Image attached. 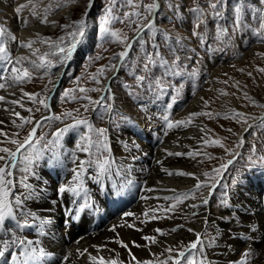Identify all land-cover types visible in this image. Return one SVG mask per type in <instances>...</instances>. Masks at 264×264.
<instances>
[{
  "label": "rangeland",
  "instance_id": "1",
  "mask_svg": "<svg viewBox=\"0 0 264 264\" xmlns=\"http://www.w3.org/2000/svg\"><path fill=\"white\" fill-rule=\"evenodd\" d=\"M158 2L160 7L154 12L155 16L152 19L154 26L139 33L137 26L147 23L150 18L144 6L153 3V0H133L132 4H129L128 0H93L91 7H89V0H75L74 3H65V0H31V3L29 0H18L14 5L15 8L20 4H29L28 8L19 13L22 14L20 19L5 15L7 12L11 13L9 9L0 8V27L8 30V36L0 42L7 47L8 57L12 61L21 56L36 60L40 55L47 53V58L52 61L51 67L38 70H33L29 61L16 65V67H28L32 72V79L22 84L17 83L20 85L16 92L14 91V100L20 103L12 104L10 112L0 116L1 120L15 117L14 126L3 127L0 130L7 134L0 139V147H8L14 151L16 145L10 143V139L22 142L29 130L36 126L37 118L44 113L47 114L43 117L53 115L61 117L54 120L38 119L40 125L36 126V133L30 142L32 146L25 145L21 149L17 154L16 164L19 163L17 168L10 169L13 174L15 170L23 173L26 171L23 166L29 168L31 164L45 157L43 153L48 147L53 146L49 142L57 141V137L52 134L57 129H63L65 125L72 124L73 117L87 119L88 123L70 129L59 138L58 142L73 143L74 152L78 150V143H87L81 141L82 136L87 135L93 141L97 140L96 132L90 131V127L106 129V143L109 145L108 133L121 129L127 130L126 121H130L131 111L140 118L156 116L155 118L163 120L167 126L169 121H185V124L173 127L176 129L173 132L176 139L173 146L180 149L183 147L181 140L190 145L194 140L196 144L189 146L186 152L188 155L191 153L189 156L194 159L199 174L197 178L201 181L209 180L203 173H211L210 183H214L215 187L213 189L209 187L213 195L210 201L208 200L210 205L207 204V210L212 214L210 218L208 212L207 223L204 221L199 232L204 233L205 236H215L214 229L229 232L231 229L229 225L232 227L240 222L238 220L240 208L236 202L238 198L235 197L238 186L246 182H257L262 192L261 198L264 200V119H261L264 117V110L261 112L264 108L261 107L264 105V71H260L264 69V29L260 28V22L264 20V0H223V3L215 10L209 5L217 3L218 0H158ZM177 4L181 6L179 15L174 7L169 6ZM33 5H35L34 8ZM197 5L203 9L199 17L203 23H200L199 27H194L197 17L190 9ZM106 7H111V15L115 17L107 22V33L103 31L100 22ZM67 8L66 14L56 16L57 20L54 23L41 22ZM215 12H219L220 15H215ZM125 13L129 15L125 16ZM83 16L87 18L85 36L78 37L75 41L76 47L71 57L66 59L68 65L59 79L58 72L66 60L61 59L57 48H67L73 43L69 33L76 31L75 22L81 21ZM235 17H239L238 24L234 22ZM17 24L30 27L36 25L37 29L34 32L39 35L28 39L33 41L32 50H38L35 54L36 59L26 49L15 52L24 48L21 46L23 40H17L19 38ZM41 27H43L42 31L39 30ZM222 28L227 29L226 35H219V29ZM193 31L200 33V36L192 35ZM111 32L127 36L128 42H132L133 46L124 60H120L115 54L121 52L125 44L112 37ZM134 37L139 39L134 40ZM43 40L48 42L44 43ZM78 40L80 46L77 45ZM155 46H158V49ZM157 50L159 55L151 57L146 55ZM97 56L99 59H94ZM177 57L179 61H176ZM164 61H167V65ZM174 61L176 63H173ZM145 64H148V68H145ZM4 65L11 66L3 55H0L1 74L6 70ZM113 65L116 67L113 68ZM101 68H103V74L99 71ZM3 74L7 75V72L4 71ZM139 77L145 79L141 81ZM212 79L217 86L215 92L210 90ZM58 80L59 84L51 100V107L45 108L35 102L36 99L46 97L48 104L52 86ZM81 88L102 90L82 93L79 90ZM203 88L208 91L202 99V104L196 109H188L193 96ZM65 89L72 91L69 98L62 99ZM25 92L37 93L39 96L29 99L24 96ZM72 96L77 99H72ZM85 97H89L91 101H101V103L92 104ZM20 104L24 106L21 107ZM85 105H88L87 111L84 109ZM233 110L245 113L244 119L247 123H244L240 117H234ZM15 112L32 118L33 124L23 123L14 115ZM68 112H71L72 116L64 115ZM191 113H211L212 115L211 117L209 115L190 117ZM217 113L219 115H216ZM197 119L202 120L200 125H203V128L193 126ZM22 123L23 127H17ZM167 126L164 128L165 131ZM138 127H140L139 124ZM242 129L241 136L244 138L241 141L239 134ZM181 133L182 138L178 137ZM204 140H208L209 143L205 144ZM213 140H219L223 147L211 143ZM85 154L87 160L93 161L109 160L110 157L108 151L95 144ZM229 160H232V163L217 177L212 170L219 168L221 164H227ZM93 165L96 167L95 164ZM49 172H52V169H49ZM12 177L13 175L10 176V180ZM196 183L195 179L191 187L171 196L167 203L170 202L176 207L167 212L163 210L165 208H162L160 210L162 216L167 217L173 211L181 212L185 223L196 224L197 219H200L198 214L192 215V212L196 210H188L185 207L186 202H194L206 192L207 185L195 189ZM185 195L188 200L184 198ZM177 197L183 200V203L177 204ZM215 219L227 226L221 225L219 228ZM67 220L69 219H63L64 223L70 224ZM157 235L160 234L157 233ZM195 239L196 237L192 241ZM185 244L182 247L186 246ZM206 248L210 247L204 248L205 256ZM191 256L197 261L201 259V253L196 249L191 250ZM206 260L207 264H210L207 256Z\"/></svg>",
  "mask_w": 264,
  "mask_h": 264
},
{
  "label": "bare ground",
  "instance_id": "2",
  "mask_svg": "<svg viewBox=\"0 0 264 264\" xmlns=\"http://www.w3.org/2000/svg\"><path fill=\"white\" fill-rule=\"evenodd\" d=\"M17 2L18 0H0V8L3 10L9 9L11 13L7 12L5 15L20 19L22 14H17L14 11V5ZM67 11L68 8L67 10H60L56 15L48 17L47 21L53 23L57 20V17L66 14ZM82 20L87 25L85 16L82 17ZM16 28H18V41L23 40L26 43L28 39L39 35L34 32L37 29L36 25L30 27L29 25L19 26L17 24ZM42 28L39 30L42 31ZM77 45L80 46L79 40ZM24 49L29 51L36 59L32 49L21 48V50L15 52H21ZM14 63L15 59L13 60ZM11 66L4 65V68H6L4 71L7 72V75L3 74L4 71L2 74L0 73V79H2L0 83L5 84L4 88H0V96L5 97L3 101H0V116H5L10 112L13 106L12 101L15 99L14 91L20 85L11 79L14 75L11 74ZM61 72L62 68L58 74ZM210 83V90L215 92L217 86L214 80H210ZM207 91L203 88L196 93L193 96L192 103H189L188 109L198 108L202 104L201 98L206 96ZM263 110L264 108L261 112ZM129 115L131 119L126 121L127 130L121 129L108 133L107 142H109L110 150L108 153L111 168L103 175H98L97 168L94 165L86 167L81 176L83 188L79 189L78 196L72 193H66L59 198L57 196L59 186H71L74 175L72 169L77 167V161L80 159L87 160L86 152L73 151V143L58 142L47 148L43 153L45 157L41 161L34 162L29 168L23 166L26 169L25 172L20 173L15 170L11 179L13 185L9 196L13 201L15 219L8 218L5 224H0V240H11L13 237L18 239L5 257L0 258V262L5 264L11 257L12 252L17 253L19 258H16V260H18L21 258L19 251L24 250L36 254L48 264H93L88 259L89 253L105 259H115L122 262V264H137V261L143 262L145 260H151L154 264H159L162 260L167 261L165 258L169 254H176L175 251L172 253L166 252L167 247L174 246L180 249L183 244L186 243L185 245H187L196 237L194 233L188 232L187 228H192L195 232L200 231L201 225H203L209 212L207 205H203L201 201L204 198L208 200L212 198L214 187L209 190L207 185L204 195L194 202H186L185 207L188 210H196L195 213L200 217V219H197L196 224L185 223L181 212L173 211L167 217L162 216L160 212L162 208L172 205L170 202L167 203L171 196L191 187L196 179L192 176L168 175L169 171L173 173L177 171L194 173L195 177H198L199 174L194 159L186 152L189 150V146L195 145L196 142L192 140L190 145L181 140L183 147L179 149L177 146H173V143L176 142L175 133H173L175 128H169L163 120L155 118L156 116H141L140 118L133 111ZM14 119L15 117L2 119L4 121L0 123V130L3 127L14 126ZM2 120L0 119V121ZM138 124L140 127H138ZM200 124H202V120L197 119L193 126L203 128V125ZM165 126H167L166 131L164 130ZM242 131L243 129L239 134V140L241 141L244 138L241 136ZM178 137L182 138V133ZM2 138L3 135H0V139ZM168 152H180L183 155H168ZM0 155L4 154L0 153ZM157 161H160V163H157ZM49 169H52V172H49ZM165 169L168 171H165ZM6 179H10V177H6ZM25 184L30 187L25 189ZM148 188L153 190L147 191ZM257 188V182H246L236 188L235 197L238 198L236 202L240 208L238 210L240 212V218L238 219L240 222L232 227L228 224L232 231L231 236L227 231L214 229L215 236H218L219 239L213 247L206 248V256L210 264H233V262L240 260L242 252L247 247V240L234 239L233 237L241 233L251 235L248 232L250 227H255V236L257 237V242L252 245L255 255L251 264H264V242L259 239L264 237V200L261 198V190L259 188L257 190ZM29 192L32 193L31 197L26 199L23 205L16 206L15 198L26 197ZM164 197H169V199H164ZM73 200L79 201L80 204L91 203L96 205L98 208L97 213H92L89 207L82 211L70 213L69 209L79 207L78 204L72 203ZM193 203L197 205L196 208L191 207ZM29 212H34L36 215L29 216ZM125 212H131L134 215L125 217L123 215ZM145 212L148 213V216L144 215ZM210 212L211 218L212 213L210 214ZM153 215L157 219H149ZM63 219H69L67 222L70 224L64 223ZM215 222L219 225V228L221 225L227 226L217 219H215ZM130 224L133 227H129ZM20 225H23V227ZM179 225H184V227H177ZM113 226H116L115 231H112ZM174 227L177 228V231L172 232L171 229ZM157 228L163 230L165 234L157 235L154 231ZM117 235L120 240L127 244V248L121 247L120 244L115 242ZM145 235L156 236L157 243L152 244L142 239ZM20 240L25 241V243L21 245ZM28 241L32 243L29 245ZM133 241L140 246H134ZM93 245L98 247H93ZM77 249H87L88 252L81 256ZM65 256H68L67 261L64 260ZM133 256H135V260L132 259ZM167 264H171V261H167Z\"/></svg>",
  "mask_w": 264,
  "mask_h": 264
},
{
  "label": "snow or ice",
  "instance_id": "3",
  "mask_svg": "<svg viewBox=\"0 0 264 264\" xmlns=\"http://www.w3.org/2000/svg\"><path fill=\"white\" fill-rule=\"evenodd\" d=\"M75 0H65V3H74ZM29 3H31V0H29ZM93 0H89V7L92 6ZM129 4L133 3V0H128ZM223 3V0H218L217 3H213L210 4L209 6L215 10L217 9L220 4ZM170 7H174L175 11L177 13V15L180 14V8L181 6L179 4L172 6L169 5ZM29 4H20L19 6H17L14 11L19 14L23 9L28 8ZM33 8L35 7V5L32 6ZM148 13L149 16L151 17V15L154 14V12L156 10L159 9L160 4L158 2V0H153V3L145 5L144 6ZM190 11L194 14H196L197 17V23L194 25V27H199L200 23H203L202 20L199 19L200 14H202L203 9L199 7V5H197L196 7H193L190 9ZM112 13V9L111 7H106L104 10V14L100 17V22H101V27L103 29L104 32H108V28L106 27V24L109 20L115 19V17H113L111 15ZM35 15V13H33ZM128 13H125V16H128ZM215 15H220L219 12H215ZM42 23H46L47 20L46 18L43 19L41 21ZM235 23H239V17H235L234 20ZM54 23V22H53ZM75 26H76V31L69 33V35L72 37L73 43H71L67 48L65 47H58L57 48V52L59 54H61V59L62 60H66L69 59L71 57V54L73 52V49L76 47V43L75 41L77 40V38H83L85 36V28H86V24L83 20L81 21H77L75 22ZM154 26V21L152 19H148L147 23L141 24L137 26V32H142L145 29H151ZM68 27V26H65ZM260 28L264 29V20H262L260 22ZM227 34V29L226 28H222L219 29V35H226ZM110 35L112 37H114L118 42L120 43H124L125 47L124 49L119 52L116 53L115 55L119 57L120 60H124L129 52V50L132 48V42H128L129 38L127 36H121L118 32H111ZM192 35L194 36H200V33L193 31ZM8 36V30L4 27H0V41H2L3 38ZM12 39H15V37H11ZM63 39V38H61ZM135 39H139V37H134ZM42 42L47 43V40H43ZM32 44L33 41L29 40L28 42H21V46L24 48H28V49H32ZM158 49V46H155ZM35 50L33 51V55L36 54ZM8 53V49L5 46V44L3 42H0V55H3V58L7 61L8 64L12 65L10 68L11 73H13L14 75L11 77L12 81L15 83H24L25 81H30L32 79V72L29 70L28 67H16L15 65H20L22 64V62L24 61H29V63L32 65L33 70H38L41 68H45V67H51L52 66V61L50 59L47 58L48 54H44V55H40L38 57V59L36 60H29L28 57L26 56H21L16 58L15 63L13 64V61L10 57H8L7 55ZM146 55H148L149 57L154 56V55H159V51H155L154 53H147ZM94 59H99V57H95ZM176 61H179V57L176 58ZM176 61H174L173 63H176ZM164 64L167 65V61H164ZM113 68H115L116 66L113 65ZM145 68H148V64H145ZM100 73L103 74V68H101ZM260 71H264V69H260ZM249 75H251L249 73ZM93 79H95V77H92ZM79 80V78H77ZM139 79L141 81H143L145 78L144 77H139ZM97 83H99V81L97 80ZM5 84L0 83V88H4ZM55 89V84H53L52 86V90ZM80 92H86V91H101L102 89H84L81 88L79 89ZM72 90L70 89H65L63 94H62V99H67L70 96ZM247 95V94H245ZM24 96H27L29 99H34L37 98L39 96V94L37 93H24ZM72 99H77V97L72 96ZM5 99V97L0 96V101H3ZM46 97L44 99H36L35 102H38L39 104L43 105L45 108H48L49 105L46 103ZM85 99H89L90 102L92 104H99L101 103V101H91V99L89 97H85ZM203 99V98H201ZM13 104H17L20 103L19 101L13 100L12 101ZM205 104H207V101H205ZM21 107H23V104H20ZM110 107V106H109ZM261 107H264V105H261ZM85 111L88 110V105L84 106ZM28 111H31V109H28ZM37 111H39V109H37ZM234 111V117H240L244 123H247V120L244 119L245 117V113H241V112H236ZM14 115H16L17 117H19V119L23 122V123H27V124H33V119L30 117H24L21 116L19 112H15ZM64 115L66 116H72L71 112L65 113ZM199 115H209L211 117V113H191L190 117L192 116H199ZM216 115H219L218 113ZM60 116H46V117H41L42 120H54V119H60ZM261 119H264V117H262ZM0 123H3V121H0ZM13 123H15V121H13ZM23 123L17 125V127H23ZM88 121L87 119H76L75 117H73V123L72 124H68L65 125V127L63 129H57V131L55 133H53V136L57 137V141L52 142L50 141V144H57L59 141V138L66 132H68L70 129L76 127L77 125H82V124H87ZM182 124H185V121H176V122H172L169 121L168 123V127H174V126H180ZM35 125L39 126L40 125V120H36L35 121ZM36 126L32 127L31 130L29 131L28 135L24 138V140L21 142L19 140L16 139H10V143L16 145L15 150L13 151L12 149L8 148V147H0V153H3L4 155H0V224H5V222L7 221L8 218H13L15 219V213H14V207H13V201L12 199L9 198L10 193H11V186L13 185V181L10 179H6V177H10L13 175L12 171L10 169L15 168L16 167V161H17V154L20 153L21 149H23L25 147V145H31V141L33 136L36 133ZM90 131H95L97 134V140L93 141L91 139V137L85 135L81 137V141H86L87 143H78L77 144V148L79 151L82 152H89L90 147L95 144L97 147H103L105 149V151H109V146L106 143V137H105V132L106 129H91L90 127ZM201 131H203V129H201ZM231 131V130H229ZM0 135H7L6 133L0 131ZM205 144L209 143L208 140H204L203 141ZM211 143L213 144H218L221 147H223V144H221V142L219 140H213L211 141ZM168 155H175V156H181L183 155V153L180 152H168ZM189 155H191V153H189ZM157 163H160V161H157ZM232 163V160H229L227 164H221L219 168H214L212 170L213 173L216 174V176L218 177L222 170L226 169L228 167L229 164ZM93 164H95L96 168H97V172L98 175H103L104 173L108 172L109 169L111 168V162L108 159H103V160H83L80 159L77 161V167L73 168L72 171L74 173L73 177H72V182H71V186L69 185H61L58 187L57 189V196L58 198L63 196L66 193H72L74 195H79V189L83 188V181L81 179L82 173L85 170L86 167H91ZM165 171H168L165 169ZM182 175V176H192L194 178L197 179V183L194 186L195 189H199L202 186L208 185L210 188L215 187L214 183H210L211 180V173L205 172L203 173V175L205 177H208L209 180H204L201 181L199 180V178L195 177L194 173H189V172H184V171H177L176 173H173L171 171L168 172V175ZM25 189H28L30 186L25 184L24 185ZM153 189L148 188L147 191H152ZM175 191V190H173ZM32 195L31 192L28 193V196L26 197H16L15 198V205L16 206H21L23 205L24 201L28 198H30ZM146 198V197H145ZM185 199H187V195H185L184 197ZM164 199H169V197H164ZM193 199H195V196H193ZM177 200V204L183 203V200H181L179 197L176 198ZM53 203H55V201H53ZM73 204H78L79 207L76 209H69V212H76V211H82L83 209H85L86 207H88V204H80L79 201L77 200H73L72 201ZM201 203L203 205H207L209 203L208 199L204 198L202 199ZM176 207V205H171L165 209H163L164 211H172L174 210ZM192 208H196L197 205L193 204L191 205ZM154 211V210H153ZM29 216H35L36 213L34 212H29L28 213ZM123 215L125 217L127 216H132L134 215L131 212H125L123 213ZM145 216H148V213L145 212L144 213ZM192 215H197V213L193 212ZM71 219V217H70ZM149 219H157L156 216H150ZM26 223V221H25ZM205 223H207V218L205 217ZM21 227H23V225H20ZM129 227H133V225H128ZM115 227L113 226L112 231H115ZM177 227H184V225H179ZM156 233H159L160 235H164V231L157 228L154 230ZM172 232L177 231V228L174 227L171 229ZM188 232L194 233V235L196 236L195 241H190L186 246H183L180 249L175 248L174 246H170L167 247L165 249L166 252L168 253H172V252H176L175 256L169 255L167 257V261H171V264H207V260H206V256L204 255V248L205 247H212L213 245H215L219 239L218 236H205L204 233L201 232H195L194 229L192 228H187ZM255 227H250L248 229V232L251 233V235H246L244 233L239 234L238 236L233 237L234 239H245L247 240V247L244 249V251L242 252L241 255V259L238 261L233 262V264H251V261L254 258L255 255V251L252 247V245L254 243L257 242V237L255 236ZM230 236L232 235V231L231 229L229 230L228 233ZM17 237H13L11 240H7V239H3L0 240V258L5 257L6 253L9 252V249L15 245L17 243ZM142 239H144L147 242H150L152 244L157 243V238L156 236H150V235H145L142 237ZM262 242H264V237L259 238ZM116 243L120 244L121 247H125L127 248V244H125L122 240L119 239L118 235H117V239L115 241ZM25 243V241L20 240V244L23 245ZM29 245L32 243L31 241L27 242ZM134 246L139 247L140 245L135 244V241L132 242ZM147 246V245H145ZM93 247H98L96 245H93ZM229 247H231V245H229ZM196 249L201 253V259L199 261L195 260L192 256H191V250ZM77 251L79 252V254L82 256L85 253L88 252L87 249H77ZM129 254L131 255V251L129 250ZM33 255V253L31 252H27L24 250L19 251V256L20 257H24L25 260L22 262V264H27V260L29 257H31ZM119 254L117 253V256ZM11 257L13 260H15L17 258V253L12 252L11 253ZM88 259L89 261L93 262V264H122V262L115 260V259H105L104 257H97L94 255H91L90 253L88 254ZM133 260H135V256L132 257ZM64 260L67 261L68 260V256L64 257ZM167 261H160L159 264H167ZM137 264H154L153 261L151 260H145L143 262H139L137 261Z\"/></svg>",
  "mask_w": 264,
  "mask_h": 264
},
{
  "label": "water",
  "instance_id": "4",
  "mask_svg": "<svg viewBox=\"0 0 264 264\" xmlns=\"http://www.w3.org/2000/svg\"><path fill=\"white\" fill-rule=\"evenodd\" d=\"M153 16H154V14L151 15L150 19H153ZM67 65H68V60L65 61L64 65H63V67H62V72L60 73L59 79L62 77L63 71H64V69L66 68ZM58 84H59V80H58V81L56 82V84H55V89L52 90L51 93L49 94V99H50V97H52V96L54 95L55 90H56V87L58 86ZM49 109H51V108H49ZM46 114H47V113L42 114L41 116H39V117L37 118V120H38L39 118L45 116Z\"/></svg>",
  "mask_w": 264,
  "mask_h": 264
}]
</instances>
